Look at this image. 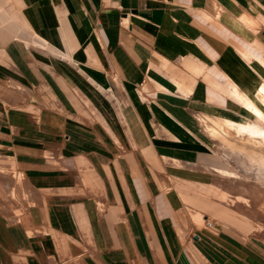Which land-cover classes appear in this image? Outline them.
Listing matches in <instances>:
<instances>
[{"label":"crops","instance_id":"0c3cea01","mask_svg":"<svg viewBox=\"0 0 264 264\" xmlns=\"http://www.w3.org/2000/svg\"><path fill=\"white\" fill-rule=\"evenodd\" d=\"M240 125L264 129V0H0V158L28 193L0 264H264L221 199L232 159L264 179Z\"/></svg>","mask_w":264,"mask_h":264},{"label":"rangeland","instance_id":"374dc122","mask_svg":"<svg viewBox=\"0 0 264 264\" xmlns=\"http://www.w3.org/2000/svg\"><path fill=\"white\" fill-rule=\"evenodd\" d=\"M231 161V173L221 171L223 175H221L220 187L224 191L221 199L236 205H250L248 215L254 221V228L264 233V179L259 180L256 174L260 166L244 164L243 161L239 163L237 158ZM0 166L3 168L0 171L2 178L0 207L10 206L14 210H19L26 201L28 193L22 185L20 175L14 171L8 159L0 158ZM244 193L246 196L243 195Z\"/></svg>","mask_w":264,"mask_h":264},{"label":"bare ground","instance_id":"6f19581e","mask_svg":"<svg viewBox=\"0 0 264 264\" xmlns=\"http://www.w3.org/2000/svg\"><path fill=\"white\" fill-rule=\"evenodd\" d=\"M225 124H229V122L225 121ZM243 129L249 130V132H247L246 135L251 138V140H252V142H254V144H256L258 146L264 145V129L263 130H259V128H257V127H253V126L244 127V126H241V125H240V127L236 128V130H243ZM252 161H254V160H252Z\"/></svg>","mask_w":264,"mask_h":264},{"label":"built area","instance_id":"2783aa9c","mask_svg":"<svg viewBox=\"0 0 264 264\" xmlns=\"http://www.w3.org/2000/svg\"><path fill=\"white\" fill-rule=\"evenodd\" d=\"M212 223L211 222H208V225H211Z\"/></svg>","mask_w":264,"mask_h":264}]
</instances>
